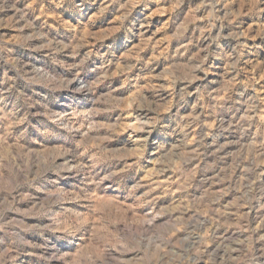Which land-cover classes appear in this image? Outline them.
Masks as SVG:
<instances>
[{"label":"rangeland","instance_id":"374dc122","mask_svg":"<svg viewBox=\"0 0 264 264\" xmlns=\"http://www.w3.org/2000/svg\"><path fill=\"white\" fill-rule=\"evenodd\" d=\"M0 264H264V0H0Z\"/></svg>","mask_w":264,"mask_h":264}]
</instances>
